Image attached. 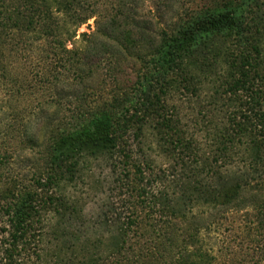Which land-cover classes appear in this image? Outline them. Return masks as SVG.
I'll use <instances>...</instances> for the list:
<instances>
[{"label": "rangeland", "instance_id": "rangeland-1", "mask_svg": "<svg viewBox=\"0 0 264 264\" xmlns=\"http://www.w3.org/2000/svg\"><path fill=\"white\" fill-rule=\"evenodd\" d=\"M67 1L91 16L79 27L76 45L88 53L86 60L96 52L101 56L94 65L84 64L80 76L74 73L67 50L74 45L67 39V27L62 32L56 27L59 19L70 18ZM246 2L0 0V148L9 160L5 175L28 183L46 163L51 136L69 127L77 110L120 112L132 105L150 68L146 54L152 36L158 43L164 31L173 33L191 16L214 7L236 13L245 6L247 16H252L251 8L264 7V0H248L249 6ZM260 28L264 34L263 20ZM83 32L87 34L80 35ZM227 41L222 48L227 46L226 55L222 49L219 56L210 54L209 66L197 63L186 68L187 74H169L161 81L163 89L154 83L150 95L155 99L158 92L160 98L152 106L144 134L138 137L135 125L112 155L93 159L77 184L67 188L72 199L79 201L81 217L73 220L61 244L77 242L75 235L85 237L84 243L101 237L100 249H104L116 240L123 225L129 236L122 253H106L100 264H178L191 251L196 259L204 254V264H264V220L256 209V202L264 203V187L246 192L249 203L243 209L193 199L187 203L192 208L186 219L169 209L166 214L150 211L154 193L174 194L177 186L181 190L180 160L211 163L223 177L209 181L227 189L234 186L237 175L251 177L252 182L264 179V124L257 115L264 110V79L255 77L254 88L262 98L257 112L251 111V93L229 87L231 62L236 56L235 62L239 61L243 49L236 39ZM259 60L257 71L263 76L264 36ZM165 117L169 124L163 123ZM136 163L145 169L140 185L152 181L142 196L132 188L138 183L135 174L123 177L126 170L134 172ZM190 186L185 184L187 189ZM253 197L258 201H251ZM2 234L6 235L0 227V264ZM52 247L45 248L52 253ZM41 248L34 241L19 263L42 264ZM72 258L76 261L82 255Z\"/></svg>", "mask_w": 264, "mask_h": 264}, {"label": "trees", "instance_id": "trees-1", "mask_svg": "<svg viewBox=\"0 0 264 264\" xmlns=\"http://www.w3.org/2000/svg\"><path fill=\"white\" fill-rule=\"evenodd\" d=\"M28 1L32 2L33 0ZM67 3V14L70 18L59 19L56 27L59 32H62L64 26L67 27V39L74 42L73 47L67 50L72 54L70 59L73 71L77 76H80L84 71V64L94 65L101 60V56L96 52L94 57L86 60L85 57L88 53L80 50L76 45L79 27L91 16H85L79 7L72 5L71 1H67ZM246 5H250L248 0ZM259 5L256 10L250 9L253 12L252 16H247L245 6L236 13L220 7L207 9L198 12L197 16H191L190 22L183 23L173 33L164 31L158 43L152 36L151 42H149V51L146 54L149 57L150 68L147 72L149 75L144 74L136 101L130 106H125L120 112H117L118 110L111 112V110L102 108L90 113L77 110L70 126L55 131L51 136L46 152V163L31 175L28 183H25L24 179L9 178L5 175L4 169L9 162L8 153L0 148V227L6 233L1 236L4 254L1 264H20L21 258L24 257L34 241L37 245L39 243L44 247L41 248L42 252L38 253V259L42 264H52V262L57 264H100L104 254L122 253L121 249H124V243L129 236V229L123 225L118 230L116 240L110 246L106 245L104 249H100L103 244L101 237L93 240L88 239L84 243L85 237L75 235L77 242L69 244L66 240L61 244L62 240H65L64 236H68L71 232L69 229L73 226V220L81 217L79 216V201L72 199L67 188L77 184L78 179L82 178L93 159L112 155L120 147L124 135L135 125L137 126L136 135L139 137L144 134V126L151 120L152 106L160 98L158 92L155 94V99L150 95L155 86L154 83L161 84L160 87L163 89L161 81L165 80L169 74H187L186 68L197 65V63L202 67L209 66L211 64L210 54L219 56L223 52L226 55L227 46L222 48L223 43L227 40L236 39L237 45L243 49L238 53L239 61L235 62L236 56L235 61L231 62L229 87L236 90L244 89L251 93L252 102L248 103L251 106L250 110L256 111V106L261 104L262 97L261 92L254 88V81L256 75L264 79V75H259L257 71L260 65L261 41L264 36L260 28V22L264 21V7ZM57 11L61 10L57 8ZM253 28H255V32L252 31ZM86 34L83 32L80 35ZM147 38L148 36H142L144 41H147ZM58 40L61 42L60 38ZM90 41L96 42L94 39ZM216 47L218 51L214 52ZM254 52L256 55H253ZM153 75L156 76L155 79H153ZM257 115L264 124V110H261L260 114L257 112ZM247 117L249 120L250 116ZM165 118L167 119V117ZM165 118L163 123L169 124L167 122L169 119L165 120ZM237 125L241 130L244 129L240 127V124ZM262 132L264 134V127ZM127 162L128 160H124V163ZM180 163L183 175L178 185L181 186V190L179 191L177 186L178 190L174 194L164 192L160 195L156 193V195L153 192L155 199L150 200V211L156 213L158 209L161 213L166 214V209H169L172 215L182 216L186 219L192 208H188L187 203L192 202L193 199L206 200L205 203L208 204H212L214 201L219 205L243 209L249 203L246 192L264 187V179L252 182L251 177L243 174L235 176L234 186L230 189L222 186L219 182L212 185L211 179H222L223 174L213 168L211 163L200 160L195 162L180 160ZM134 166L136 167L134 172L126 170L123 177L128 178L131 174H135L138 183L133 184L132 188H135L142 196L152 181L149 180V183L140 185V182L144 181L145 169L140 163H136ZM228 172L225 170V177ZM186 183H191L188 188L190 191L185 187ZM253 198L251 201H258L257 198ZM256 204L258 215L261 217L260 219L264 220V203L256 202ZM55 241L57 242L54 245ZM49 244L51 247L54 246L52 253L48 248H45ZM59 244L60 246L57 248L56 246ZM91 246L95 249L94 251H91ZM70 251L74 256L81 254L82 258L73 260ZM181 253L183 252L181 251ZM190 254L181 256L178 264H204V254H198L199 259L194 258L197 255L194 252L191 251Z\"/></svg>", "mask_w": 264, "mask_h": 264}]
</instances>
